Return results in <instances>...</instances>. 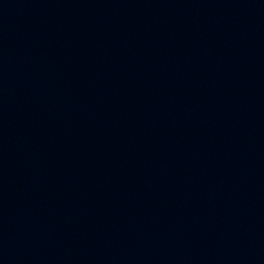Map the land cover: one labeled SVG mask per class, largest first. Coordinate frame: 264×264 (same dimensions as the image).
<instances>
[{
	"label": "water",
	"instance_id": "95a60500",
	"mask_svg": "<svg viewBox=\"0 0 264 264\" xmlns=\"http://www.w3.org/2000/svg\"><path fill=\"white\" fill-rule=\"evenodd\" d=\"M0 264H264V0H0Z\"/></svg>",
	"mask_w": 264,
	"mask_h": 264
}]
</instances>
